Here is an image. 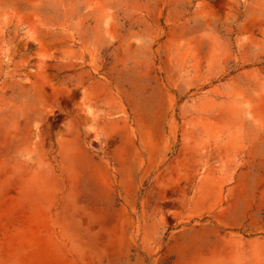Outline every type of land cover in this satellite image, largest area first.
<instances>
[{"label":"rangeland","instance_id":"obj_1","mask_svg":"<svg viewBox=\"0 0 264 264\" xmlns=\"http://www.w3.org/2000/svg\"><path fill=\"white\" fill-rule=\"evenodd\" d=\"M0 264H264V0H0Z\"/></svg>","mask_w":264,"mask_h":264}]
</instances>
